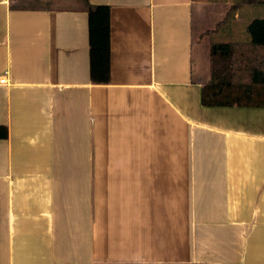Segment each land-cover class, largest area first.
Here are the masks:
<instances>
[{"label":"crops","instance_id":"obj_1","mask_svg":"<svg viewBox=\"0 0 264 264\" xmlns=\"http://www.w3.org/2000/svg\"><path fill=\"white\" fill-rule=\"evenodd\" d=\"M87 1L106 84L83 0H0V264H264V108L201 104L239 7Z\"/></svg>","mask_w":264,"mask_h":264},{"label":"trees","instance_id":"obj_2","mask_svg":"<svg viewBox=\"0 0 264 264\" xmlns=\"http://www.w3.org/2000/svg\"><path fill=\"white\" fill-rule=\"evenodd\" d=\"M88 15L90 79L109 82V7L90 5ZM264 5V0H240L241 5ZM249 41L210 45V81L201 90L204 107L264 108V18L247 25ZM7 129L0 127V138Z\"/></svg>","mask_w":264,"mask_h":264},{"label":"rangeland","instance_id":"obj_3","mask_svg":"<svg viewBox=\"0 0 264 264\" xmlns=\"http://www.w3.org/2000/svg\"><path fill=\"white\" fill-rule=\"evenodd\" d=\"M210 1H217L219 3H223L225 1H231L232 4H237L240 0H210ZM239 27L238 31L233 33L230 40L226 42H246L249 41V35L247 33L246 27L250 21L254 19H263L264 18V5H241L239 6ZM220 33H225V27H222ZM228 34V33H227Z\"/></svg>","mask_w":264,"mask_h":264},{"label":"built area","instance_id":"obj_4","mask_svg":"<svg viewBox=\"0 0 264 264\" xmlns=\"http://www.w3.org/2000/svg\"><path fill=\"white\" fill-rule=\"evenodd\" d=\"M0 83H1V84L5 83V80L1 79V80H0Z\"/></svg>","mask_w":264,"mask_h":264}]
</instances>
